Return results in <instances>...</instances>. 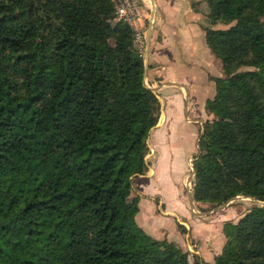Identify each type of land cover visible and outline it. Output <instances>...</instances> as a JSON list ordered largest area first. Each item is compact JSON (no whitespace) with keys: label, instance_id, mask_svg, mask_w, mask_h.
I'll use <instances>...</instances> for the list:
<instances>
[{"label":"trees","instance_id":"trees-1","mask_svg":"<svg viewBox=\"0 0 264 264\" xmlns=\"http://www.w3.org/2000/svg\"><path fill=\"white\" fill-rule=\"evenodd\" d=\"M205 1L225 76L206 102L193 198L264 201V0ZM114 17L112 0H0V264H189L129 199L159 103ZM224 234L217 264H264V206Z\"/></svg>","mask_w":264,"mask_h":264},{"label":"crops","instance_id":"crops-1","mask_svg":"<svg viewBox=\"0 0 264 264\" xmlns=\"http://www.w3.org/2000/svg\"><path fill=\"white\" fill-rule=\"evenodd\" d=\"M145 3L152 23L144 20L147 26L144 76L148 87L159 94L163 114L149 136V145L156 149V154L140 175L143 181L137 188L136 222L145 232L155 229L158 234L155 237L163 235L168 241L185 242L178 226L188 232L195 222L186 214L179 188L172 180L178 179L180 159L189 153L191 143L183 144L176 133L186 123L183 116L188 102L194 98L200 108L206 109V100L214 96V78L223 77L224 72L220 59L206 42L205 0H145ZM163 121L166 124L162 125Z\"/></svg>","mask_w":264,"mask_h":264},{"label":"rangeland","instance_id":"rangeland-1","mask_svg":"<svg viewBox=\"0 0 264 264\" xmlns=\"http://www.w3.org/2000/svg\"><path fill=\"white\" fill-rule=\"evenodd\" d=\"M261 18L263 19L264 17ZM235 25V21L227 25L217 23L212 25V28L226 29ZM208 26H210L209 23ZM112 40L113 39H110L109 41ZM247 69L253 70L256 69V67L241 66L239 68V70ZM144 83L148 87L145 76ZM153 92L155 93L159 103L158 119L156 124L150 129L146 139V144L148 147L147 154L145 156L146 164L147 162L150 164L156 154V149L153 146L149 145V136L153 132V130L157 128L158 124L160 123V117L163 114V108L158 98L159 94L154 90ZM215 92L216 91L214 88L213 95H215ZM208 100H206V102ZM206 102L204 104L206 109H203L202 107L200 108L199 103L194 98L192 99V101H190V104L188 102L186 108L184 109L185 111L183 116L184 121L187 123V125L185 123L183 129L179 128L176 133L177 138L181 140L183 144H185L187 141L191 143V150L188 154H185L181 157V170L177 173L178 179H176L175 181L172 180V184H175L179 188V197L185 203L186 214L190 215L195 223L193 224V226L189 225L190 229H188V232L182 229L181 225L178 226L179 232L181 235H183L185 242L179 239L169 242H172L182 252H185L187 254L189 264H217L216 258L221 254L223 247L227 241V238L224 234V225L227 223H237L244 214H246L255 206H264V201H260L253 197L244 195H237V197L217 206L211 203L196 202L194 200L192 193V182L194 177L193 161L195 159V156L198 154V139H200L206 122H211L215 118L214 114L208 110ZM164 124H166V121L162 122V125ZM187 143L185 145H187ZM142 177L143 176L140 175L133 177L132 191L129 197L130 200H137V188L143 181ZM159 186L160 195H162V183ZM163 226H165V224ZM163 226H161V228H163ZM154 230H150V232H145L144 230L143 231L153 239L166 240L164 239L163 235H159L160 238L155 237L158 236V234ZM189 233L194 235V237L192 235L189 236ZM197 252H199L198 256L196 255Z\"/></svg>","mask_w":264,"mask_h":264},{"label":"built area","instance_id":"built-area-1","mask_svg":"<svg viewBox=\"0 0 264 264\" xmlns=\"http://www.w3.org/2000/svg\"><path fill=\"white\" fill-rule=\"evenodd\" d=\"M114 7V21L126 22L133 32V43L144 59L147 51L145 19L152 23L146 13L145 0H112ZM147 14V15H146Z\"/></svg>","mask_w":264,"mask_h":264}]
</instances>
